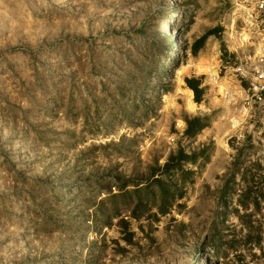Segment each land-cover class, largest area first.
Segmentation results:
<instances>
[{
    "label": "rangeland",
    "instance_id": "1",
    "mask_svg": "<svg viewBox=\"0 0 264 264\" xmlns=\"http://www.w3.org/2000/svg\"><path fill=\"white\" fill-rule=\"evenodd\" d=\"M242 6L0 0V264H264V127L234 71L255 44ZM197 116L208 126L186 137ZM178 149L196 154L190 174L151 183Z\"/></svg>",
    "mask_w": 264,
    "mask_h": 264
},
{
    "label": "built area",
    "instance_id": "2",
    "mask_svg": "<svg viewBox=\"0 0 264 264\" xmlns=\"http://www.w3.org/2000/svg\"><path fill=\"white\" fill-rule=\"evenodd\" d=\"M248 33L254 39L252 55L235 65L254 112L264 127V0H242Z\"/></svg>",
    "mask_w": 264,
    "mask_h": 264
},
{
    "label": "trees",
    "instance_id": "3",
    "mask_svg": "<svg viewBox=\"0 0 264 264\" xmlns=\"http://www.w3.org/2000/svg\"><path fill=\"white\" fill-rule=\"evenodd\" d=\"M209 34H211V32H209L207 35H209ZM207 35L202 37L200 39V41L197 42V44H199V46H197V48L194 50V53L196 52V50H198L201 47V44L205 40ZM184 82H185L187 88L192 91V93L194 95V102L200 103L202 101V94L204 92V88H200V80L194 79V78H186V79H184ZM207 119L208 118L206 116H204V117H198L197 116V117L184 119L185 126H186L185 130H184V135L186 137H189V138L196 136L200 131H202L204 128H206L208 126V123L206 121ZM195 160H196V154L195 153H192L191 155H187L186 153H184V151L182 149H178L176 151V153L169 156L168 160L165 162V164L162 167H158L157 169L152 170L150 172L151 183L161 184L162 183L161 177L164 176L166 178L169 176L170 173H173V172L174 173H180V174L185 173L186 175L190 174L188 171H186V172L183 171L181 168V165L185 162L194 163ZM124 187H125V185L122 186L120 188V190H123ZM143 188H144V190H148L149 185L146 184L145 186H143ZM136 190H139V189H136ZM126 194L127 193H125V195ZM161 195L163 197H165V196H168L171 198L173 197V194H169V189H167V187H165V186L162 187ZM179 197H180V194H179ZM136 204H137V206L142 205V202L140 201L139 198L137 199ZM159 212L161 214L167 213V211L164 207L159 209ZM131 217L134 219L139 218V216L135 215V210L131 211Z\"/></svg>",
    "mask_w": 264,
    "mask_h": 264
},
{
    "label": "bare ground",
    "instance_id": "4",
    "mask_svg": "<svg viewBox=\"0 0 264 264\" xmlns=\"http://www.w3.org/2000/svg\"><path fill=\"white\" fill-rule=\"evenodd\" d=\"M244 39L247 40V38H244ZM245 40H244V41H245ZM227 96H228V95H227ZM227 98H228V97H227ZM191 107H193V106L191 105ZM238 125H239V124H238Z\"/></svg>",
    "mask_w": 264,
    "mask_h": 264
}]
</instances>
